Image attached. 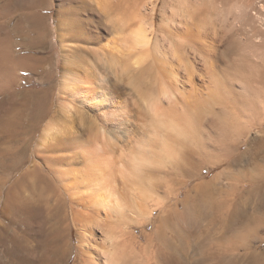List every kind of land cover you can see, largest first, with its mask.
Segmentation results:
<instances>
[{
  "label": "rangeland",
  "instance_id": "rangeland-1",
  "mask_svg": "<svg viewBox=\"0 0 264 264\" xmlns=\"http://www.w3.org/2000/svg\"><path fill=\"white\" fill-rule=\"evenodd\" d=\"M12 1L9 29L15 56L30 58L28 62L34 66L29 74L14 69L10 78L13 87L0 96V102L6 101L13 111L8 117L20 122L15 133L33 137L17 147L26 144L30 152L41 156L43 133L64 120L60 145H53L52 155H83L85 150L99 148L104 158L114 157L112 162L119 168L121 149L128 152L129 144H134L131 134L137 135L147 123L142 119L146 111L139 77L162 84L186 101L188 135L170 142L172 152L161 155L143 172L135 173L131 166L124 167L126 172L124 168L114 172L112 192L123 209L109 211L107 225H117L135 246L153 249L158 231L201 232L213 217L226 215L225 202L239 201L246 214L264 217V70L256 61L264 48V27L252 15L257 2L264 4V0L253 1L252 9L249 0H80V9L72 16L63 13L76 7L72 0H40L36 9H32L34 0ZM226 9L232 12L230 18ZM241 12L249 15L240 17ZM29 13L38 19V29ZM69 18L79 24V38L62 26ZM134 18L139 20H135L137 27L148 28L152 39L143 51L132 47L136 27L130 29L129 25ZM191 27L200 35L185 37L181 30ZM37 38H41L40 46L34 45ZM250 52L255 55L249 57ZM140 57L144 61L137 66L134 62ZM70 62L80 78L74 96L62 87ZM85 62L99 75L91 79L94 85L86 79ZM209 81L211 90L207 89ZM241 84L247 91H241ZM34 102L45 104V116L38 122L30 115ZM102 113L108 114V123ZM34 161L25 168L31 173L24 191L35 200L39 193L44 194L39 199L38 223L49 230L56 224L60 201L67 195L62 198L56 191L60 189L54 181L56 174L51 176L47 170L44 175L50 183L38 186L34 163L43 168L50 162ZM83 167L80 162L72 170ZM250 178L261 181L263 191L254 192ZM80 187L78 193L85 192ZM99 209L101 218L92 215L89 223H70L66 237L70 264H82L78 249L84 235L93 230L96 239L101 238L98 223L108 212ZM259 223L249 225L250 235L245 234L249 246L236 252V264H247L246 258L253 253L264 255V222ZM29 226L30 222H21V235L34 244L29 233L34 230ZM235 227H240L237 222ZM2 257L1 253L0 264L8 260Z\"/></svg>",
  "mask_w": 264,
  "mask_h": 264
},
{
  "label": "bare ground",
  "instance_id": "bare-ground-1",
  "mask_svg": "<svg viewBox=\"0 0 264 264\" xmlns=\"http://www.w3.org/2000/svg\"><path fill=\"white\" fill-rule=\"evenodd\" d=\"M253 1L255 0H249V4H252ZM12 2V0H0V96L11 88L10 78H12L11 74L14 69L20 73H28L33 66L30 64V58L29 60L15 56L16 50L9 29ZM72 2H75L76 7L73 6L75 8L72 7L63 12L67 16H72L73 12L75 13L80 9L78 8L80 0H72ZM40 6V0H34L32 9ZM254 6L255 3L250 5L249 8L252 9ZM257 9H253L252 15L255 16L261 27H264V4L262 1L257 2ZM227 12L230 13L225 15L230 18L232 12ZM33 14L29 13V16L32 25L36 29L38 19ZM244 14L249 15V12H241L239 15L244 17ZM2 18L5 20L4 23L1 22ZM137 18L140 19L139 16ZM137 18H134V21L130 20L129 28L136 27L132 31V34L133 32L134 34L131 43H133V50L143 51L144 48L151 46L152 39L146 26L141 27L140 25V27H137L139 24ZM238 19L236 20L238 21ZM62 26L66 31L71 32L73 37L77 36L79 38L81 35L79 24L71 18L64 20ZM181 31L182 34L186 35L185 37L189 38L200 35L197 33L199 30L192 27ZM37 39L39 42L34 43V45L40 46L41 38ZM254 55V52L248 53L249 57ZM143 61V57H140L134 63L139 66ZM256 61L264 70V48L261 56H257ZM85 63L88 66V62ZM72 65L73 62H70V67L65 72L62 87L65 91L73 92L72 95L74 96L80 78L71 69ZM91 65L88 66L89 70L87 69V71L89 72L86 79L93 80V76L96 78L99 75L95 72V67ZM209 73L208 70L206 74L209 75ZM92 80L89 82L94 85ZM138 81L140 90H144L140 96L146 111L142 119L143 122L146 121L147 123L140 126L137 135H135L136 133L131 134L132 138L134 136V144L133 146L129 144L130 150L128 149L127 152L126 149L124 151L121 149L118 160L119 168H116L117 166L115 167L113 163L114 157H111L112 159L110 157L104 158L105 156L100 154L99 148L85 150L83 155L76 153L69 156L52 155L55 148L53 145H60L59 141L62 137L61 134H63L60 131H62L61 126L64 120L61 123L49 126L43 133L42 146L44 149L39 150L41 156L37 155L38 152L34 154L30 152L26 144L17 147L22 141H31L33 137L29 133L25 138L23 135L19 136L15 133L20 122L15 119L12 120L10 116L8 117V114L13 111L7 106L6 101L0 102V254L2 253L6 260L8 259L3 264H70V250L66 239L70 223L79 226L80 221L89 223L92 215H98L101 218L103 214L99 207L108 212L104 214V219H100L98 223L101 238L96 239L93 230L89 231V236H83L82 244L78 249L82 264H236V252L242 247L247 249V246H249L248 241H246L247 238H245V234L250 231L249 225L264 222V217H261V214L254 216L246 214L240 203H237L239 201L225 202L223 208L226 215L221 217L222 221L217 216L219 220L213 217L201 232L192 233L188 230L182 232L176 229H172L170 232L158 231L156 233L158 243L154 248L152 247L153 249L135 246V243L127 239L125 233L117 225H107L106 220L109 218V211L116 210L119 212L123 209L121 206L123 204H120L121 200L112 192L114 172L122 170L126 166H131L135 173H137L136 171L140 172L156 162L161 155L172 152L170 150L171 141H176V139L179 141L180 136L183 135L186 138L188 135V119L184 113L186 109H183L186 101L169 91L162 84L156 85L144 82L141 77ZM211 88L212 85L209 81L207 89L211 90ZM240 88L242 92L247 91L245 84H241ZM44 92L47 94L48 89ZM221 95H224V93L222 92ZM100 98H102L101 95ZM93 101L95 99H90V102ZM45 113L44 103H32L30 115H32L33 121H41ZM101 116L105 123L110 121L107 113H102ZM32 126L36 127V124ZM135 136H138L137 139ZM66 138H64V141ZM109 152L111 156L113 152ZM133 153L134 156H132ZM37 159L50 162V165L43 168L34 163V173L39 183L38 186L40 187L43 183H50L49 178L44 175V170H47L51 176H53V173L56 174L54 181L60 188L59 190L56 188V191L59 192L62 198L63 195H67L66 200L60 201L58 220L49 230H43L38 223V211L41 207V200L39 199H42V193H39L40 198L35 200L34 197H27L24 191L25 183L31 173L30 170L26 172L25 168ZM80 162L84 163V169L81 171L72 170ZM123 172H126L125 168ZM248 182L254 186V192L263 191L261 181L250 178ZM249 183L248 185H250ZM78 187L84 189L85 192L78 193ZM151 189L150 187V191H152ZM144 194L142 196H145ZM80 208L83 210H80ZM259 210H262V208ZM176 212H179V210L177 209ZM27 221L30 222L29 227L34 230H28L29 233L32 232L34 244H31L25 236L21 235L23 233L21 222L26 223ZM236 222L240 227H235ZM86 242L88 246H85ZM246 259L247 264H264V255L259 253H253Z\"/></svg>",
  "mask_w": 264,
  "mask_h": 264
}]
</instances>
